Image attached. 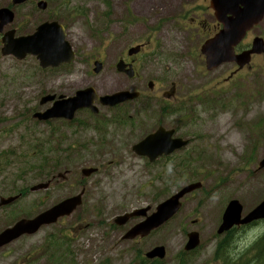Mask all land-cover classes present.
Listing matches in <instances>:
<instances>
[{"label":"rangeland","instance_id":"rangeland-1","mask_svg":"<svg viewBox=\"0 0 264 264\" xmlns=\"http://www.w3.org/2000/svg\"><path fill=\"white\" fill-rule=\"evenodd\" d=\"M137 1L50 0L36 12L27 5L14 7L11 26L19 34L56 18L66 25L78 54L70 65L73 74L58 78L55 69H41L33 56H4L0 41V194L24 188L19 216H32L77 192L84 199L71 215L1 248L0 264H143L144 254L160 244L167 249L162 264H212L228 202L238 199L246 213L264 200V168L259 167L264 157V54L254 59L252 68L227 80L236 66L226 63L208 71L201 54L205 39L218 30L212 11L202 14L200 30L188 33L175 21L183 13L181 5L171 6L168 0L165 12L159 6L165 0H150L157 6L147 2L138 10ZM10 6V0H0V7ZM255 35L264 37V21L243 47ZM151 36L155 44L148 43L139 56L137 76L119 72V58ZM98 54L104 66L95 74L93 58ZM173 82L175 98L166 101L162 92ZM88 85L102 95L122 89L143 94L115 107L100 104L98 114L81 112L72 122L33 117L50 105L40 104L46 93L69 95ZM159 126L174 129L189 144L150 162L132 146ZM83 168L97 170L82 178ZM59 171L70 172L64 184L29 190ZM197 181L203 186L183 198L170 221L146 237L124 239L143 218L119 225L118 217L146 206L152 212L185 184ZM7 211L0 209V228L12 222ZM192 230L200 233L201 244L186 253ZM263 231L264 224L248 234L240 231L231 250L242 252Z\"/></svg>","mask_w":264,"mask_h":264},{"label":"water","instance_id":"water-1","mask_svg":"<svg viewBox=\"0 0 264 264\" xmlns=\"http://www.w3.org/2000/svg\"><path fill=\"white\" fill-rule=\"evenodd\" d=\"M219 20L224 22V29L213 39L208 40L203 46V52L207 55L208 68L217 67L222 62L236 60L240 66L249 62L252 53L264 52V41L262 38H256L251 50L245 51L239 55L234 54V46L237 45L245 36L248 29L264 18V0H213ZM230 15V16H228ZM0 30L3 26L12 20L13 14L5 9L0 11ZM5 41L10 43L4 52H13L22 57L26 53H38L43 66L58 65L63 60L70 61L73 59V52L70 44L65 40L64 27L57 22L45 23L38 29V34L31 38H14V31L6 34ZM38 37V39H37ZM35 47V48H34ZM132 51L136 50H131ZM102 66L100 64V70ZM120 65V69H121ZM153 84L151 83V86ZM173 92V91H172ZM174 93V92H173ZM172 93V94H173ZM137 94L126 92L106 95L100 98L104 105L114 106L120 102L136 97ZM98 99V95L94 90V94L88 93L85 95L83 104L94 103ZM75 109V108H74ZM94 112L98 108L92 106ZM56 110H50L46 114L39 116L40 118H48L56 114ZM65 114L62 110V116ZM174 131H167L164 128L158 129L157 132L150 134L139 144L134 146V150L140 155H147L151 161H154L162 154H171L175 150L182 148L187 144L181 138H173ZM261 167H264V160L261 162ZM95 171L94 168L83 169L84 175H90ZM49 182H46L48 187ZM200 183H193L182 188L178 193L168 198L158 205L156 212L148 216L146 220L135 225L125 236L131 239L141 234L143 236L151 233L152 230L164 224L167 220L173 217L181 207L180 200L197 188H200ZM82 202L81 195L74 196L70 200L65 201L57 206L48 214L38 217L36 220V229L41 223L49 222L50 217L68 208V215L80 205ZM148 209H141L132 214H126L117 218L118 224H125L131 216L146 215ZM243 216V205L238 200L229 202L224 214L222 225L219 233H223L231 229L234 225H242L253 220L264 218V202L259 204L246 217ZM54 218H51V221ZM11 231V230H10ZM35 231V230H34ZM200 243V235L198 232L189 233V241L186 245L187 250L196 248ZM165 256V248L163 246L155 247L147 253V257L163 258Z\"/></svg>","mask_w":264,"mask_h":264},{"label":"trees","instance_id":"trees-1","mask_svg":"<svg viewBox=\"0 0 264 264\" xmlns=\"http://www.w3.org/2000/svg\"><path fill=\"white\" fill-rule=\"evenodd\" d=\"M231 241H232V237L231 235H229L218 244V248L216 251V259L220 260V264H243V259L241 257L230 258L228 250L231 249V244H232ZM143 264H146L145 261H143ZM152 264H160V263L154 262Z\"/></svg>","mask_w":264,"mask_h":264},{"label":"flooded vegetation","instance_id":"flooded-vegetation-1","mask_svg":"<svg viewBox=\"0 0 264 264\" xmlns=\"http://www.w3.org/2000/svg\"><path fill=\"white\" fill-rule=\"evenodd\" d=\"M192 1L194 2V1H196V0H192ZM37 2H38V0H32V1H31V3H34V4H36ZM174 2H176V0H169V1H168V4L171 5V6H173ZM166 6H167L166 4H162V5H161V8L166 9ZM183 10H184V8H183ZM198 11H201V8H197L194 12L197 13ZM195 18H196V17H195ZM192 21H195L194 17H193ZM131 60H134V61H135V58H134V57H133V58L131 57V58L128 59V61H131ZM259 223H262V222H261V221L254 222V223H252V224L246 226L245 228L248 227V228L250 229V228L256 226V225L259 224Z\"/></svg>","mask_w":264,"mask_h":264}]
</instances>
